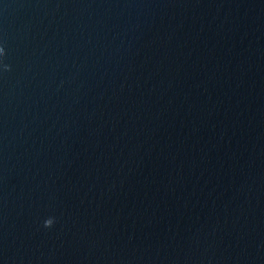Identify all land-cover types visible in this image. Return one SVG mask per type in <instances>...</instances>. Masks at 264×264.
<instances>
[{"label": "water", "instance_id": "95a60500", "mask_svg": "<svg viewBox=\"0 0 264 264\" xmlns=\"http://www.w3.org/2000/svg\"><path fill=\"white\" fill-rule=\"evenodd\" d=\"M0 46V264H264V0H0Z\"/></svg>", "mask_w": 264, "mask_h": 264}, {"label": "clouds", "instance_id": "9594fccd", "mask_svg": "<svg viewBox=\"0 0 264 264\" xmlns=\"http://www.w3.org/2000/svg\"><path fill=\"white\" fill-rule=\"evenodd\" d=\"M5 55V48L3 46H0V57H3ZM3 68L5 71L10 69V65L8 64H3ZM55 218L54 217H49L44 221V226L45 227H51L54 223Z\"/></svg>", "mask_w": 264, "mask_h": 264}]
</instances>
